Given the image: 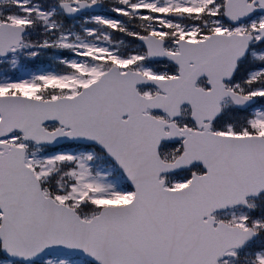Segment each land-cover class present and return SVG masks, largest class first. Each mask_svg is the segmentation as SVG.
<instances>
[{"label": "snow or ice", "instance_id": "6c2138e0", "mask_svg": "<svg viewBox=\"0 0 264 264\" xmlns=\"http://www.w3.org/2000/svg\"><path fill=\"white\" fill-rule=\"evenodd\" d=\"M0 264H264V0H0Z\"/></svg>", "mask_w": 264, "mask_h": 264}]
</instances>
